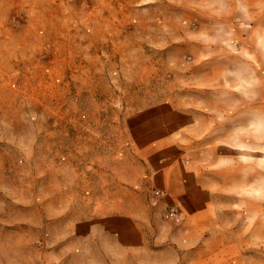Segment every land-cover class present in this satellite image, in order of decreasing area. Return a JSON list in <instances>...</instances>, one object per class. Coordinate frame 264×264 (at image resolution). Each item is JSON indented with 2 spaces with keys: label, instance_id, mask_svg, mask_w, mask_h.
<instances>
[{
  "label": "rangeland",
  "instance_id": "rangeland-1",
  "mask_svg": "<svg viewBox=\"0 0 264 264\" xmlns=\"http://www.w3.org/2000/svg\"><path fill=\"white\" fill-rule=\"evenodd\" d=\"M59 2L63 28L54 31L41 0L3 4L9 25L36 30L15 37L31 60L3 81L6 101L15 93L25 104L2 125L8 132L19 123L21 141L2 140L15 149L0 158V264H264V0ZM23 6L33 7L29 20ZM109 23L117 26L105 30ZM26 72L32 76L23 79ZM120 96L160 106L98 102ZM154 117L162 123L158 144L149 132ZM139 123L140 140L124 136ZM192 126L211 140L188 141ZM219 156L220 169L212 167ZM203 161L205 181L225 185L210 200L229 229L207 241L184 233L193 203L180 187ZM109 173L149 188L117 191L113 201L101 186ZM251 179L259 236L244 247L232 232L243 198L235 188ZM148 206L158 229L149 241L116 219L137 220ZM173 209L178 219L168 216Z\"/></svg>",
  "mask_w": 264,
  "mask_h": 264
},
{
  "label": "crops",
  "instance_id": "crops-1",
  "mask_svg": "<svg viewBox=\"0 0 264 264\" xmlns=\"http://www.w3.org/2000/svg\"><path fill=\"white\" fill-rule=\"evenodd\" d=\"M22 0H0V158L6 156V153H10V150L13 151L15 148L11 146H7L6 144L3 145L2 140H9L11 143L17 145V141L20 140V128H19V123L17 124H9L10 127L15 126L14 130L8 129V132H6V129L2 127L3 123H5V115L6 114H16L23 110V108H17V104L20 103L21 105L25 104V99L21 100L20 102L17 101L16 99V94L14 93V97L10 101H6V96H4L3 91V81L6 79V75H8L7 80L12 79L13 76L10 74L14 67L17 66L18 64H24L28 65L31 58L29 57L27 53V46L26 44L21 43V45L17 44L14 42L15 37L19 34H23L24 32H27L29 30H36L32 29L29 24L23 23L17 25L16 28L12 27L11 24L9 25L7 22V14L2 11L3 4L6 2H21ZM26 2V1H25ZM43 4L47 6V9L42 12L43 17H45V22L48 23L46 26V30L48 31H54L56 29L63 28L60 24L62 17H60V10L54 9L57 7H60V2L59 0H41ZM19 10H21V14L23 17L28 20L30 19L31 15L33 14V7L27 8L25 6L20 7ZM58 18L59 21H56L54 18L55 15ZM110 26L105 25V30H113L115 26L114 23H109ZM112 26V27H111ZM119 30L123 31L124 28H119ZM47 35V34H46ZM50 32H48V38L50 37ZM121 46L125 47L126 43L123 40L121 42ZM17 44V45H16ZM97 57V56H95ZM252 60L257 61L256 59L252 58ZM26 67V66H25ZM26 71V70H25ZM24 71V72H25ZM258 70H255L253 73V77H256L258 74ZM261 73V72H260ZM262 74V73H261ZM31 77L32 74L30 73H24L23 79L26 77ZM97 77V76H96ZM94 91V90H93ZM125 92L122 91V94ZM10 94V93H9ZM95 94L97 95V92L95 91ZM112 94L114 95L115 92L113 91ZM11 95V94H10ZM92 95H94L92 93ZM95 95V96H96ZM10 97V96H9ZM12 97V95H11ZM98 101V100H97ZM101 104H109L110 106H115V105H121L125 109H130L131 105L133 107L136 105V109H143L146 107L149 108H154L156 109L160 105L155 103V102H142L140 103H130V101L127 100L126 97L120 96V100H117V98L113 100H106V101H98ZM135 104V105H134ZM149 123V125L152 126V130H150V135L152 136V140L154 143H160L161 142V131H162V123L160 118L154 117ZM239 124V123H238ZM114 125V124H112ZM143 125V123L141 124ZM192 126V130H188L187 134V140L191 141L192 143L199 142L201 141L202 143H205L207 140H211L210 136L212 134H207V133H199L194 130ZM128 131H125L124 136L128 137V139L131 138L140 140L142 130L145 128V125L140 127V123L136 128L129 129ZM13 132L11 136L8 138V133ZM124 132V131H123ZM15 133L17 136H15ZM110 133V131H109ZM171 136V135H169ZM110 135L107 137L109 138ZM210 138V139H209ZM21 141V140H20ZM138 154V153H137ZM135 154L133 155L132 158L140 159L141 155L140 154ZM219 161L217 160V164L212 166L216 167L218 169L222 168L225 166L226 161L225 159H221L219 156ZM217 158V159H218ZM141 161H139L140 163ZM208 166V165H207ZM237 167V166H236ZM224 170V169H223ZM5 173H8L12 175V172L8 171H3ZM205 164L204 161L202 162V169L200 173L197 172H192L190 179L184 184L181 185V189L185 190V195L191 200L193 204H190V207L188 210H186L185 213V218H184V233L185 234H192V232L195 230L197 233V237H200L204 241L210 240L211 238H221L225 234L227 235L229 229L223 225V223L220 221V219H215V216L213 215V204L210 200L211 195L213 194L212 190L215 189H223L225 188V185L221 184H215V183H210L205 181ZM107 180L102 183V189L106 190L109 195H111V200H117L115 195L117 194V191H124V190H134L135 188L143 190V189H148L149 187L147 186V181L142 180L141 182H138L136 185L130 184L125 181H119L117 177L114 174H107ZM109 179V180H108ZM238 187L235 189H238L240 191V194L243 195V198H241L238 202L235 203V207L238 208L236 211V215H238V218L235 219V223L233 225L232 232L235 237L239 238L242 240V243L244 247H247L253 243V239H256L259 234L260 236L264 237V229L260 228L259 233V228H258V221L257 219H254L252 216V207H256L258 205V199H257V183L256 181H253L252 179L245 183L244 185L239 184L237 185ZM167 190H174V187H168ZM159 191V190H158ZM243 191V194H242ZM182 194V193H181ZM171 195V194H170ZM155 196V195H154ZM142 198V196H141ZM187 198V199H188ZM199 201H203L202 205L199 206ZM249 205L250 208H245V212L241 211L242 206ZM179 211V210H178ZM248 213L247 215H245ZM116 219H119L121 221H131V226L129 228V232L133 233L134 235H138L139 237H142L144 239L150 238L151 231L156 234L158 229L155 224L156 222V217L155 214L151 212V207L148 206L145 209V212L141 215V217L137 220L133 219L130 216H125V215H119L116 216ZM119 234L118 236L122 238L124 235L123 233H120L117 231ZM259 233V234H258ZM187 242V241H185ZM150 243V242H149ZM177 244L179 246H184V242L177 241ZM249 244V245H248Z\"/></svg>",
  "mask_w": 264,
  "mask_h": 264
},
{
  "label": "built area",
  "instance_id": "built-area-1",
  "mask_svg": "<svg viewBox=\"0 0 264 264\" xmlns=\"http://www.w3.org/2000/svg\"><path fill=\"white\" fill-rule=\"evenodd\" d=\"M155 194L157 195V196H159L160 194H161V191H155ZM168 216L169 217H171V218H179V215H178V212L175 210V209H173L169 214H168Z\"/></svg>",
  "mask_w": 264,
  "mask_h": 264
}]
</instances>
